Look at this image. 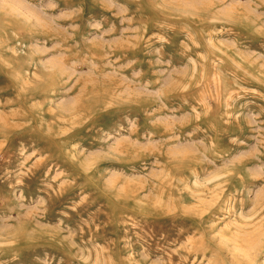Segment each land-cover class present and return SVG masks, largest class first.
<instances>
[{"label":"rangeland","instance_id":"obj_1","mask_svg":"<svg viewBox=\"0 0 264 264\" xmlns=\"http://www.w3.org/2000/svg\"><path fill=\"white\" fill-rule=\"evenodd\" d=\"M0 264H264V0H0Z\"/></svg>","mask_w":264,"mask_h":264}]
</instances>
